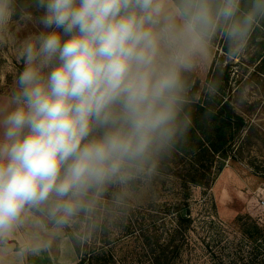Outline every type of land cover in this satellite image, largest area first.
<instances>
[{"label": "clouds", "instance_id": "obj_1", "mask_svg": "<svg viewBox=\"0 0 264 264\" xmlns=\"http://www.w3.org/2000/svg\"><path fill=\"white\" fill-rule=\"evenodd\" d=\"M0 0V239L29 213L90 218L190 137L185 73L221 36L239 54L264 0Z\"/></svg>", "mask_w": 264, "mask_h": 264}, {"label": "rangeland", "instance_id": "obj_2", "mask_svg": "<svg viewBox=\"0 0 264 264\" xmlns=\"http://www.w3.org/2000/svg\"><path fill=\"white\" fill-rule=\"evenodd\" d=\"M261 41H264L262 34L249 35L243 50L230 55L226 41L217 35L192 71L200 79V86L206 87L209 69L216 63H230L232 101L247 126L243 139L239 141L240 152L235 159L225 161L213 183L206 187L189 185L187 202L193 224L188 233L190 244L184 248L185 264H252L250 260L254 254L250 255V252L255 243L245 239L239 231L245 221L264 225V58L261 60L260 57L264 54V46ZM19 67L9 52L0 51V94L9 90ZM112 187V193L119 187L133 208L154 203L172 204L182 200L187 192L177 177L158 170L140 176L126 186ZM71 227L79 233L82 245L86 239L90 241L81 251H93L100 245L93 241L92 234H84L83 222L75 221ZM62 229L64 235L56 237L55 241L56 264H74L79 255L68 242L65 228ZM111 236L117 237L116 233ZM115 239L107 247L115 259L123 264H134L135 254L139 252L135 236Z\"/></svg>", "mask_w": 264, "mask_h": 264}, {"label": "trees", "instance_id": "obj_3", "mask_svg": "<svg viewBox=\"0 0 264 264\" xmlns=\"http://www.w3.org/2000/svg\"><path fill=\"white\" fill-rule=\"evenodd\" d=\"M250 0H242L245 8ZM254 33V34H253ZM264 36V19L253 27L250 36ZM264 46V41H261ZM264 58V54L261 56ZM230 63H216L208 72L206 87L193 72L185 73L187 102L184 112L192 117V131L187 141H180L171 155L161 157L156 170L177 177L187 191L184 198L172 204L154 203L146 207L133 208L117 187L112 186L103 194L95 213L76 221L83 222L85 235L92 234L100 245L95 250L87 248L78 238L71 225L65 226L71 244L79 258L74 264H123L116 260L108 245L116 240L134 235L139 244L134 264H185L183 254L189 243V232L193 218L187 199L189 185L210 186L225 164L235 159L240 152L239 141L246 130V120L233 104V88L230 84ZM121 196L122 198H119ZM45 226H55L41 212L34 211ZM248 241L254 242V254L250 263L264 264V225L254 221L242 222L240 231ZM97 237V240H96ZM90 242V241H89ZM118 262V263H117ZM189 264H192L191 262ZM222 264V263H221Z\"/></svg>", "mask_w": 264, "mask_h": 264}, {"label": "crops", "instance_id": "obj_4", "mask_svg": "<svg viewBox=\"0 0 264 264\" xmlns=\"http://www.w3.org/2000/svg\"><path fill=\"white\" fill-rule=\"evenodd\" d=\"M61 235L62 228L45 226L29 213L10 235L0 239V264H56L55 241Z\"/></svg>", "mask_w": 264, "mask_h": 264}]
</instances>
